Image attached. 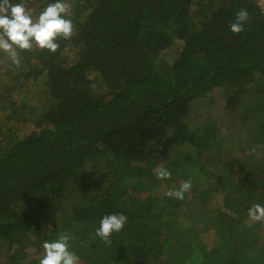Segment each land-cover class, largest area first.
Wrapping results in <instances>:
<instances>
[{"label":"trees","instance_id":"1","mask_svg":"<svg viewBox=\"0 0 264 264\" xmlns=\"http://www.w3.org/2000/svg\"><path fill=\"white\" fill-rule=\"evenodd\" d=\"M33 2L36 19L56 0ZM64 2L72 38L59 39L53 54L35 46L20 51L19 67L0 71L9 84L4 95L31 79L45 96L32 130L0 127V264H40L43 242L63 232L73 237L79 264H264V222L248 216L253 204L264 205V118L245 151L224 156L233 163L212 174L191 154L201 135L185 123L193 104L216 87L233 99L257 81L252 105L264 110L257 0ZM241 9L249 20L233 34L229 25ZM5 102L7 119L27 118L25 106ZM234 108L223 117L244 126L248 112ZM225 129L231 133L232 122ZM160 168L171 178L157 179ZM198 171L210 181L202 189ZM185 181L192 187L184 199L165 195ZM181 212L189 227H180ZM121 213L124 228L103 243L95 236L99 221ZM208 231L216 243L205 242Z\"/></svg>","mask_w":264,"mask_h":264},{"label":"clouds","instance_id":"2","mask_svg":"<svg viewBox=\"0 0 264 264\" xmlns=\"http://www.w3.org/2000/svg\"><path fill=\"white\" fill-rule=\"evenodd\" d=\"M33 0H20L13 3L12 0H0V51H3L11 59L12 63L19 67L20 51H30L34 46L46 49L50 54L56 53L60 48L59 39L69 40L74 33V25L67 14L71 5L64 0H56L50 3L38 18H33V13L28 7ZM249 20L247 9H241L235 14V21L229 28L233 34L243 32L244 25ZM157 179H170L172 173L166 168H160L156 172ZM191 181H185L178 189L165 193L170 198L184 199V194L191 190ZM248 216L253 222H264V205L253 204L248 209ZM127 217L124 214H108L101 218L99 227L95 230V236L110 245L114 233H119L125 226ZM73 239L70 233H60L58 238L43 242L44 255L40 264H79V257L71 250L70 241Z\"/></svg>","mask_w":264,"mask_h":264},{"label":"rangeland","instance_id":"3","mask_svg":"<svg viewBox=\"0 0 264 264\" xmlns=\"http://www.w3.org/2000/svg\"><path fill=\"white\" fill-rule=\"evenodd\" d=\"M34 5H32V9L35 8V6H37L35 4V2H32ZM170 52H174V49L171 48ZM0 71L4 68H11V71H13V69L15 68V65L11 66L10 62L11 59L7 56V54L0 52ZM3 62V63H2ZM12 74H15L14 72H12ZM0 77H4V74L0 75ZM254 84H256V86L251 85V87H249L248 89H244L241 93H238L237 96L233 97V99H231L232 95L231 93H227L223 88L221 87H216L210 90V92L205 95L203 97V102L200 101V103L196 106V108H201L197 109V113L198 115H190L187 118H185V123L186 125L190 128V130H192L194 133H196V135H201L198 137V142L200 143L199 146L197 145V147L195 146L194 148L192 147V155L194 157H196V155H198L199 153V160L200 162H196L197 165H202L205 169H207L209 172L212 173H216L218 170L219 172L223 169H221L222 167L224 168V161L226 160L225 157L222 155L220 157H215L212 158L211 156H208V152L209 151H213L214 148H208L207 151L203 154V156L201 155V151L202 149H206L207 145H213L216 144L217 146H222V143H231L233 146H235L238 149H242V145H243V140L246 139V132L245 126L242 127H237V123L236 121H233V119H231L229 121V118L223 117L224 115V111L225 109H228L229 107H235L234 109H238L237 111H241V112H248L249 116L251 117V119L244 120L246 121L247 124H250L252 119L254 117H257L256 115L260 112L264 110H255L254 109V105H252V96H257L258 93V86L257 83L254 82ZM4 86H9V84H6L4 81H0V95L3 94L2 89ZM11 87V85H10ZM12 94H6V95H2L0 97V104L1 105H7L5 101H15L16 104H18L19 106H25V113L24 115L27 117L26 119H23V121H15L14 119H7L6 116L8 115L9 111H10V107L7 108L6 110H0V127L3 131H5V127H9L11 125H14L13 127L15 128V130L18 131V135L19 134H24L29 132L30 130L33 129V120L34 117L36 115V111L38 108H40L41 106H43L45 104V96L44 94H42V88L40 83L32 81L31 79H29L28 81L24 82L23 81L18 84V86H16V88L12 89V92H10ZM5 96V97H4ZM2 97H4V100L2 99ZM229 99V101H228ZM231 99V100H230ZM252 100V101H250ZM262 112V113H263ZM261 113V114H262ZM260 115V114H259ZM246 117V116H245ZM249 117V118H250ZM214 118V120L212 119ZM188 119H190L188 121ZM18 122V123H17ZM233 124L234 126V130L231 131V133H228L227 130L225 128H228L230 126V124ZM218 126V127H217ZM249 128H251L249 126ZM238 129V130H237ZM233 131H235L233 133ZM242 131H244V133H242ZM219 136L218 138H216L217 140L212 143V140L214 139L213 136ZM262 138V136H261ZM222 139V140H221ZM242 139V140H241ZM262 140V139H261ZM259 144V143H258ZM233 146H230V148L232 149ZM201 148V149H199ZM246 148V147H245ZM222 150V149H220ZM215 151H217V149H215ZM214 152V151H213ZM175 151L172 153L174 154ZM242 152H240L241 154ZM239 154V155H240ZM231 155V152L228 151V156ZM207 158H204V157ZM205 161H202L204 160ZM223 161V162H222ZM233 163V161L231 162V164ZM230 164V165H231ZM228 164H226V166H230ZM226 168V167H225ZM197 174V173H196ZM196 177V181L197 183L195 184V186H198V189H202L203 186L202 185H207L210 181L208 179H205V174L201 175L200 171H198V174ZM179 180V179H178ZM177 183L179 181H176ZM200 186H199V185ZM202 184V185H201ZM201 192V191H200ZM217 206L218 205H222V201L218 198L216 200ZM212 204V201H210ZM197 204H200V202H197ZM193 211V210H191ZM210 217V216H209ZM178 218H180V227L181 225H183V227H189L187 225V221L185 222V215L184 213H180V215L178 216ZM187 218V217H186ZM211 218V217H210ZM188 219V218H187ZM183 221V223H182ZM199 222V221H198ZM197 222V224H198ZM173 227H178V226H173ZM195 227H202L199 225H195ZM196 231V229H195ZM192 231V232H195ZM214 232V231H213ZM211 232V233H213ZM210 231H208V233L204 232L202 233L203 235H205L207 238L204 239L206 243H216L218 241V237L215 233L213 234H209ZM38 257V256H37Z\"/></svg>","mask_w":264,"mask_h":264},{"label":"crops","instance_id":"4","mask_svg":"<svg viewBox=\"0 0 264 264\" xmlns=\"http://www.w3.org/2000/svg\"><path fill=\"white\" fill-rule=\"evenodd\" d=\"M257 82V81H256ZM261 81H259V84H261L260 83ZM258 84V83H257ZM256 86V85H255ZM258 90H260V85H258ZM202 100V101H201ZM252 100L254 101L255 100V96H252ZM252 100H250V101H252ZM200 101L201 102H203V97H201L196 103H194L193 104V109H192V111L190 112V114H189V116L190 115H195V116H197L198 115V111H197V109H200L201 108V106H200V108L198 107V108H196V106L200 103ZM253 101H252V103H253ZM256 108H254L255 110H262V107L263 106H255ZM197 112H196V111ZM263 111H260L256 116L257 117H254L253 119H252V121H251V123L250 124H247L246 123V121H244V120H246L245 118L246 117H243L242 116V119H241V121L242 122H245L244 123V126L246 127V129H245V132H246V139L245 140H243V145H242V149H238V148H236L235 146H233V148L231 149L230 147L227 149V151H224L223 149L222 150H218L217 149V151H215V148L213 149V151H209L208 152V156H211L212 158H215V157H220V156H226V157H228V151L229 152H231V153H235L236 154V156H240L241 154H240V152H242V151H245L244 150V148H245V146L248 144L249 145V142H250V140H251V134H253V132H254V129L256 128V125H257V123H259L260 121H262V119L264 118V112L262 113ZM262 113V114H261ZM260 114V115H259ZM213 120H214V118H212ZM249 119H251V117L249 118ZM190 119H188V121H189ZM249 126L251 127V128H249ZM240 127H242V126H240ZM242 133H244V131H242ZM242 140V139H241ZM232 146V145H231ZM211 148H212V146H211ZM246 149V148H245ZM240 154V155H239Z\"/></svg>","mask_w":264,"mask_h":264},{"label":"built area","instance_id":"5","mask_svg":"<svg viewBox=\"0 0 264 264\" xmlns=\"http://www.w3.org/2000/svg\"><path fill=\"white\" fill-rule=\"evenodd\" d=\"M257 3L259 4L261 11L264 12V0H257Z\"/></svg>","mask_w":264,"mask_h":264}]
</instances>
